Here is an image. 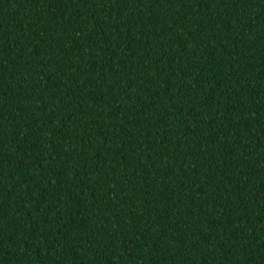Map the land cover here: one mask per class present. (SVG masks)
I'll return each mask as SVG.
<instances>
[{"label": "trees", "instance_id": "obj_1", "mask_svg": "<svg viewBox=\"0 0 264 264\" xmlns=\"http://www.w3.org/2000/svg\"><path fill=\"white\" fill-rule=\"evenodd\" d=\"M0 264H264V0H0Z\"/></svg>", "mask_w": 264, "mask_h": 264}]
</instances>
